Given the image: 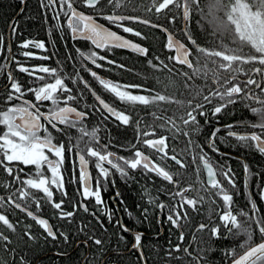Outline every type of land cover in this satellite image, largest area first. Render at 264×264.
<instances>
[{"label":"flooded vegetation","instance_id":"obj_1","mask_svg":"<svg viewBox=\"0 0 264 264\" xmlns=\"http://www.w3.org/2000/svg\"><path fill=\"white\" fill-rule=\"evenodd\" d=\"M13 1L19 3L16 4L15 13L5 26V32L0 30L4 41L0 59L3 58L6 73L5 82L0 88L2 111L9 107H26L27 103L37 106L41 113L42 127L38 132L40 138L50 136L53 144L64 145L60 167L63 192L49 183L53 192L52 202L44 197L42 191L30 188L27 189L30 197L20 199L17 190L26 186L14 179L15 171L13 175H9L5 168L0 166V197L5 198L3 205L0 206V213L7 215L13 225L15 220L9 218V212L21 211L26 214V211L15 208L14 204L8 201L7 197L11 196L12 201L21 204L22 209L47 219L56 238V229L48 215L38 212L49 214L50 209L54 208L53 203H59L61 200L64 203L71 195H77V199L70 203L73 210L67 209L69 211L65 212L78 209L85 213L80 217L88 218L90 215L103 225H105L103 220L106 224L118 225L121 236L131 240L129 250L137 251L132 247L135 243L134 235L142 233L143 238L147 233L140 229L143 225L122 196L126 185L134 186L141 182L142 190L145 192L144 205L139 202L137 206L142 209L145 219L149 222V212L155 213L159 227L156 236L166 234L171 237L177 230L179 246H183V252L195 259L196 264H203L202 259L207 255L214 260L217 256L224 258L227 253L231 256L234 251L220 250L215 248L216 245L221 246L242 238L251 239L252 243L249 245L251 246L264 239V234L259 231V227H264V154L253 146L254 142H242L236 138L243 135L264 139V0H211L210 50L199 38L200 34L205 32L201 28L203 19L201 11L205 7V2L209 3V0H98L95 7L87 6L84 0H70L73 10L90 15L93 20L110 31L137 42L147 49L146 55L114 46L97 48L86 38L74 37L67 25L69 17L63 14L68 11L67 5L61 10L59 0L55 4L56 11L60 13L58 19L54 18L52 7L47 6V0H39L37 15L42 24V32L40 30L27 32L23 26L18 27L28 13L25 12L27 0ZM73 1H79L81 7L76 6ZM217 16L221 18L218 25H228L227 29L216 24L214 18ZM12 26L16 27L15 34H12ZM125 27L133 29V32H125L123 30ZM135 32L141 35L136 36ZM25 40L43 42L44 48L37 49L31 46L27 49L21 48L19 45ZM177 40L187 47L190 65L177 54L175 43ZM167 44L171 49L167 48ZM25 51H30L33 55L25 57L22 54ZM81 52L85 54L96 52L105 59H97L101 66L96 67L83 59L80 56ZM135 56L143 57L144 64L139 65L135 62ZM8 57H13L14 60H9ZM15 61L30 69L55 68L62 77L67 76L65 83L72 89V95L76 96L77 100L65 105L63 101L67 93L63 95L57 93L61 101L58 106H71L78 111H84L86 117L83 121L77 122L75 126L55 121L56 127L53 128L44 117L50 116L51 111L57 106L52 105L50 101H36L34 93L28 91L29 88L42 86L46 82H54L53 78L39 71L34 75L21 72ZM195 63L201 64L204 70L196 67ZM89 69L96 72L101 79L126 86L122 90L139 99L129 103L121 101L114 93L105 89L91 75ZM143 69L146 75H141ZM9 71L20 83L24 93L12 101L7 99L11 91L7 76ZM76 72L87 81L88 88L79 80L76 84L72 83ZM41 75L45 80L36 79ZM93 92L116 111L129 115L131 117L129 124H122L103 109ZM217 106L223 109L214 115L213 108ZM200 112L204 114L201 115ZM18 117L19 115L15 119ZM70 119H75L74 114L70 115ZM81 128L88 133L95 131V139L81 133ZM0 129L3 134L7 131L3 124H0ZM216 129L220 131L213 137ZM229 131L236 133V136L228 135ZM145 140L154 142V146L144 145ZM77 141L80 142V148L87 145L102 153L104 149L101 146H107V152L125 159L133 157L132 145H135L136 149L163 169L171 180H165L156 173L146 172L142 168L130 169L124 166L122 161H114L125 167L127 175H121L119 171L105 163L104 167L109 168L110 175L107 180H99L103 203L98 205L94 197L85 198L81 195L82 166L79 155L84 154L88 163L92 190L97 188L99 177L97 159L87 156L86 151L78 152L75 147ZM156 148L163 151H157ZM45 154L53 162L56 161L57 158L52 152L45 149ZM205 161L212 165L217 173V180L226 193L231 195L230 205H225L222 194H217V189L209 185ZM245 164L249 167L248 172L245 171ZM8 166L14 170L22 169L19 172L20 180L39 179L41 174L49 181L52 179V173L47 165L41 167L39 171L35 165H23L18 162ZM229 169L231 184L221 175V170ZM177 192L182 193V197L177 195L173 198L172 194ZM239 193L246 197L244 205L237 199ZM32 194L36 197H32ZM181 198L195 201V207L186 202L182 203ZM36 200L39 201V206L34 202ZM159 204L165 207L162 209L157 207ZM253 204L256 206L255 210L252 208ZM33 205L39 210L35 211ZM81 205L86 206L88 211H84ZM172 208L180 213L178 225H174L167 218L172 214ZM229 209L236 217V227L229 224L226 228L220 219L224 211ZM62 210L64 211V207ZM252 217L259 219V226ZM120 225H124L129 231H123ZM201 225H204L203 229ZM145 227L149 229L150 225L147 224ZM40 228L48 236L46 231ZM228 228L231 229L230 232ZM213 229H218V235H213ZM248 231L251 232L250 235ZM7 232L8 228L0 222V233L7 236L9 241ZM81 243L86 244L87 248L81 260V264H84L90 246L86 238L76 240L75 245ZM7 244L8 242L0 240L3 247ZM141 249L143 251V248ZM138 255L140 257L139 252ZM105 259L106 256L101 263Z\"/></svg>","mask_w":264,"mask_h":264},{"label":"snow or ice","instance_id":"obj_2","mask_svg":"<svg viewBox=\"0 0 264 264\" xmlns=\"http://www.w3.org/2000/svg\"><path fill=\"white\" fill-rule=\"evenodd\" d=\"M21 2H23V0H21ZM56 2L57 0H47V6L52 7L53 12L55 13L54 18L58 19L60 13L57 12L55 9ZM84 2L89 7H95V0H84ZM59 3L61 5V10H63L64 6L67 5L68 11L63 12V14L69 17L67 21V25L71 30V32L73 33L74 37L80 36L86 38L90 40L92 44L95 45L97 48H109L114 46L119 48H128L142 55L147 54L146 48L133 44L125 39L115 37L114 34L106 32L105 30L101 29L100 26L96 24L90 17H85L83 14L73 10L70 0H59ZM57 27H59V24H57ZM123 30L128 33L133 32V29L128 27L123 28ZM15 32H16V27L12 26V34H15ZM134 34L136 36L141 35L139 32H135ZM169 39L171 38L169 37ZM109 41H111V43H109ZM19 46L24 49L29 48V46L37 49L44 48L43 42H37L33 40H25ZM166 46L168 49H171L168 44ZM3 47H4L3 36L0 35V51H3ZM22 54L25 57H31L33 55V53L30 51H25ZM80 56L83 59L90 61L96 67L101 66L97 63V59L100 60L105 59V57L103 56H98L96 52H89L87 54L81 52ZM7 59L14 60L13 57H8ZM15 62L17 63L19 71L21 72L34 75L36 71H39L41 73H47L49 74V76L53 78L54 82L52 83L46 82L42 86L28 89L29 92L34 93L36 101L38 102L50 101L52 105L57 106L54 110L51 111L50 116L44 117V119L47 120L48 123H50L53 128L56 127L55 121H59L62 124H67L70 126H75L77 122L83 121V119L86 117V113L84 111H78L76 108L71 106H65V107L58 106L61 103V101L59 97L56 95L57 93H60L61 95L67 93L63 101L65 105H68L69 102L77 100V97L72 95V89L69 88L68 85L65 83V79L68 78L67 76L62 77L55 68L49 69L47 67H40L38 69H30L28 67H24L22 64H20L19 61H15ZM109 63H113V62L109 61ZM81 66L83 67V63ZM2 71L3 68H0V72ZM62 71L63 69H61V72ZM88 71L91 72V75L95 77L105 89L114 93L121 101L129 103V102H135L137 99H139L138 97L132 96L130 94H126V92L122 90V88L126 86L120 84H113V82L110 80L101 79L99 76H97L96 72H93L90 69ZM7 76H8V80L10 81V89H11V91L8 93L7 99L8 101H12L13 99L19 98V96H22L24 93L22 91V87L20 83L15 80V77L12 75L11 71L7 73ZM36 79L43 81L45 80V77L41 75V76H37ZM77 80L81 81L84 84L85 88H88L87 81H84L83 77H81L78 72L74 74V78H72V83L76 84ZM93 95L95 96V99L99 103V105L103 107V109H106L108 113L114 116L122 124L124 125L129 124L131 120V117L129 115H126L120 111H116L114 108L110 107L108 103H105V101L101 99L100 96L96 95L94 92ZM222 109L223 108L219 106L214 107L213 114L215 115L220 113ZM72 114H74L75 119H70V115ZM200 114L203 115L204 113L200 112ZM18 115L20 118L19 123L16 122L15 119ZM40 120H41V113L39 112V109L37 108L36 105L31 103H27L26 107H9L4 111H0V124L5 125L7 128V131L3 135H0V157H2V159H0V166H3L5 168V171L9 175H13L15 171L16 174L14 176V179L19 181L21 185L26 186L25 188H21L17 190L20 199L30 197V193L27 191V189L30 188V189H37L42 191L44 197L49 202H52L53 192L50 190L49 183L55 185L56 188H58L59 190H61V192H63V177L60 172V167L63 160L64 145L60 144L59 146H57L56 144H53L50 136L44 139L40 138V136L38 135V132L42 127ZM193 122L195 123L194 117H193ZM80 131L81 133L90 136L92 139H95L96 136L95 131L88 133L85 132L84 128H81ZM219 131L220 129H216L215 132L213 133V137H215L216 132ZM145 135H148V133H145ZM228 135L236 136V133L229 131ZM236 138L242 142H248V141L254 142L253 146L260 153L264 154V139H262L261 137L239 135L236 136ZM143 144L147 145L148 147L150 145L154 146V142H150L148 140H145ZM75 147L78 152L84 153L86 151L87 156L95 157L97 159L96 168L99 171V177L97 181V188L95 190H92L90 184V175L83 167L87 163L85 159V155L84 154L79 155V161L80 164L82 165L81 177H80L82 183L81 195L84 196L85 198L94 197L98 205L103 203L99 190V180L100 179L107 180L108 176L110 175L109 168L104 167L105 163H107L111 168L119 171L121 175H125V176L127 175L124 167L126 166L130 169L142 168L146 172L156 173L158 176L162 177L165 180H171V177H169L163 171V169H160L158 166H154L153 163L150 162L149 158L146 155H144L143 152L136 149L135 145H132V148L134 149V155L133 157L128 159H125L124 157H118L114 153L107 152L106 150L107 146H101L104 149L103 153L87 145L85 146V148H80L79 141H77ZM213 147H214V143H213ZM45 149H47L48 151L54 154V156L57 158L55 162L50 160L48 155L45 154ZM156 150L163 151V149L160 148H156ZM114 161H122L124 166H122L121 163H114ZM13 162H18L23 165H35L38 171L41 167L47 165L48 169L52 173V179L51 181H49L47 178H44L43 175L41 174L39 179L28 178L26 180H20L19 172L22 171V169L14 170L13 167L8 166ZM204 167L207 173V180L209 185L212 188L217 189V194H222V199L225 205H230L232 197L231 195L226 193L225 189L221 186L220 182L217 180L216 178L217 173L212 167V165L209 164L207 161H205ZM244 168L245 171L248 172L249 167L247 164L244 165ZM230 172H231L230 169L228 171L221 170V175H223L228 179L229 184L232 183V177L230 175ZM172 195L173 198L177 195L179 197H182V193L179 192L173 193ZM7 199L10 203L14 204L15 208L21 209L22 211H26V214L29 217H32L36 221V223L46 231L49 237L55 239L56 234L47 220L38 218L31 211L22 209L21 204L12 201L11 196L7 197ZM4 200H5L4 197H0V206L3 205ZM180 200L182 203L186 202L187 204L193 207H195L196 205L195 201H186L182 198ZM34 202L37 204V206H39L38 200ZM62 204H63V200H61L59 203H53L52 206L55 209H62ZM81 206L84 208V211H88L86 206L84 205ZM73 207L75 208V206ZM157 207L162 209L165 207V205L159 204L157 205ZM252 208L253 210L256 209L255 204L252 205ZM171 212L172 214L167 217L168 220L172 222L174 225H178L180 219L179 211H177L175 208H172ZM74 214H75L74 211L65 212L61 210L60 218L70 219L71 217L74 216ZM109 219H111L110 214H109ZM220 219L226 228L228 227L229 224H231L233 227L237 226L236 217L232 215L230 209L224 211V213L220 216ZM252 219L259 226L260 224L259 219H256L255 217H252ZM0 222H2V224L5 225L8 229L15 231V226L9 221L7 215L0 213ZM120 227L122 228L123 231H129V229L124 225H120ZM200 227L201 229H203L204 225H201ZM228 231L230 232L231 229L228 228ZM259 231L261 232V234H264V227H259ZM142 235H143L142 233H136L134 235V240H135V243L133 244L134 249L140 250L142 248L141 245ZM213 235H218V229H213ZM65 239H67L66 236ZM0 240L8 242V237L0 233ZM94 242L97 245L101 244V240L99 239H96ZM176 250H178V248ZM141 261L142 264H146V261H144L143 259L142 252H141ZM234 264H264V243L257 245L254 249L250 250L249 252L245 253L243 256L236 259L234 261Z\"/></svg>","mask_w":264,"mask_h":264},{"label":"trees","instance_id":"obj_3","mask_svg":"<svg viewBox=\"0 0 264 264\" xmlns=\"http://www.w3.org/2000/svg\"><path fill=\"white\" fill-rule=\"evenodd\" d=\"M74 2V1H73ZM27 8L25 12H28L26 16L23 17L22 24L18 27L23 26V29L27 32L39 31L42 32V24L37 15L39 0H27ZM19 4L15 3L13 0H0V30L5 32V26L9 22L11 16L15 13V8ZM76 6L81 7L79 1L74 2ZM202 14V26L205 32H202L199 38L203 41L201 43L205 44L207 48L211 46V0L209 3L205 2V7ZM39 19V20H38ZM216 24L221 19L220 17H215ZM16 20L14 21V25ZM40 26V29H39ZM219 26V25H218ZM219 27L227 29L229 26L222 24ZM1 35V34H0ZM13 48H15V42L13 41ZM210 50V49H209ZM3 54V53H2ZM3 58L0 59V68L3 71L0 72V88L5 82L6 73L5 67L2 63ZM134 61L143 65L145 59L140 56H135ZM200 61V60H199ZM205 61H207L205 59ZM211 61V60H210ZM201 62V61H200ZM195 66L203 69L201 64ZM141 70L140 68H138ZM204 70V69H203ZM211 70V69H210ZM141 75H146L145 69L141 71ZM1 94V91H0ZM0 97V111L3 110L1 105ZM0 135H3L0 129ZM120 135H122L120 133ZM30 173V171L28 172ZM141 182L138 185L128 186L123 188L124 199H126L127 205L131 206L135 212L141 225L140 229L145 230L146 236L142 238V248L148 264H196V260L188 256L183 252V246H179L178 243V232L175 230L173 236L168 237L166 234L162 236H156L158 233V224L156 220L155 213L150 215L149 220L145 219V214L142 209L137 205L142 203L144 205L143 197L144 191L142 190ZM36 197L32 194V197ZM243 193L237 194V199L241 200V204L244 205L246 201ZM77 199V195H71L70 199L62 204V209L64 211H69L71 209L74 200ZM35 207V211L39 210ZM32 208V207H31ZM42 208H40L41 210ZM49 208H47L48 211ZM62 209H50L48 215L51 222L53 223L57 237L55 239L46 236L45 233L40 228L41 226L36 223V221L27 216L25 213L18 211L17 213L9 212V218L15 220L14 226L15 231L8 229L9 241L8 244L3 247L0 245V264H81V260L86 253V244L75 245L76 240L87 239L90 251L88 256L85 258L84 264H142V261L136 250L130 249L131 240L125 239L121 236L119 226L116 224H106L105 220L103 222L105 225L101 224L95 217L88 215L86 217H80L84 212L76 209L74 217L65 219L60 218V211ZM150 211L153 212V209ZM65 221H71L70 223H65ZM149 224L150 227L147 229L145 225ZM252 230V229H251ZM63 234V235H62ZM251 232L248 231V235ZM65 236L67 239H65ZM101 240V244H95V240ZM251 239L238 238L232 240L228 243H224L221 246L216 245L215 248L220 250H230L234 249L231 256H221L215 257L211 260L210 255H205L206 258L202 259L203 264H226L234 256H236L240 251L249 246L252 241ZM231 242L233 243L231 245ZM211 249V245L209 246ZM178 248V250H176ZM209 253V252H207ZM211 254V253H210ZM106 256V259L102 262V259ZM207 259V260H206Z\"/></svg>","mask_w":264,"mask_h":264},{"label":"water","instance_id":"obj_4","mask_svg":"<svg viewBox=\"0 0 264 264\" xmlns=\"http://www.w3.org/2000/svg\"><path fill=\"white\" fill-rule=\"evenodd\" d=\"M96 1H98V0H95V2ZM76 12H78V13H81L80 11H78V10H76V9H74ZM81 14H83L85 17H90L91 19H92V17L90 16V15H86V14H84V13H81ZM134 19H136V20H139V21H141V19H138V18H134ZM93 20V19H92ZM96 24H98L99 26H100V28L101 29H103V30H105L106 32H109V33H112V34H114V36L115 37H119V38H122V39H125V40H127V41H130L131 43H133V44H136V45H139L137 42H135V41H132V40H130V39H128L127 37H125V36H123V35H121V34H118V33H114V32H112V31H110L107 27H105V26H103L102 24H100V23H97L95 20H93ZM76 37H78V38H83V37H80V36H76ZM174 40H176L174 37H172ZM109 43H111V41H109ZM176 44H177V54L179 55V57L182 59V60H184L187 64H191L190 63V60H189V58H188V49H187V47L185 46V45H183V43H181L180 41H178L177 40V42H175ZM140 46V45H139ZM126 49H128V48H126ZM131 50V49H130ZM16 121L19 123L20 122V118L18 117L17 119H16ZM145 155V154H144ZM147 156V155H146ZM148 157V156H147ZM149 158V157H148ZM149 160H150V162L151 163H153V165L154 166H157L150 158H149ZM82 166V165H81ZM84 168H85V170L88 172V169H87V167H88V163H86V165L85 166H83ZM38 218H40V217H38ZM41 219H45V218H41ZM45 220H47V219H45ZM48 221V220H47ZM48 223L50 224V222L48 221ZM51 225V224H50ZM53 229V228H52ZM261 243H264V239L263 240H260V241H258V242H256V243H254L253 245H251V246H249L248 248H246V249H244V251H242L241 253H239L238 255H236L233 259H231L227 264H234V261L236 260V259H238L239 257H241V256H243L245 253H247V252H249L250 250H252V249H254L257 245H259V244H261ZM139 251V254H140V257H141V252H142V255H143V259H144V261H146V259H145V256H144V254H143V251H142V249H140V250H138ZM146 264H147V261H146Z\"/></svg>","mask_w":264,"mask_h":264},{"label":"bare ground","instance_id":"obj_5","mask_svg":"<svg viewBox=\"0 0 264 264\" xmlns=\"http://www.w3.org/2000/svg\"><path fill=\"white\" fill-rule=\"evenodd\" d=\"M133 247V246H132ZM138 251V250H137ZM139 252V251H138ZM147 261V260H146ZM148 264V263H147Z\"/></svg>","mask_w":264,"mask_h":264}]
</instances>
